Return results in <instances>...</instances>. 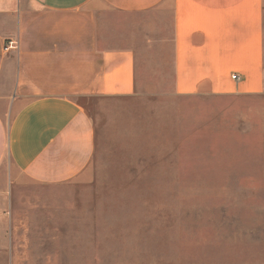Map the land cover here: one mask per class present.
Here are the masks:
<instances>
[{"label": "crops", "instance_id": "0c3cea01", "mask_svg": "<svg viewBox=\"0 0 264 264\" xmlns=\"http://www.w3.org/2000/svg\"><path fill=\"white\" fill-rule=\"evenodd\" d=\"M182 99L203 100L218 156L264 179V0H0V181L86 177L110 107L174 148Z\"/></svg>", "mask_w": 264, "mask_h": 264}, {"label": "rangeland", "instance_id": "374dc122", "mask_svg": "<svg viewBox=\"0 0 264 264\" xmlns=\"http://www.w3.org/2000/svg\"><path fill=\"white\" fill-rule=\"evenodd\" d=\"M203 106L180 100L174 148L110 107L86 177L0 181V264H264V179L210 147L226 138L205 137Z\"/></svg>", "mask_w": 264, "mask_h": 264}, {"label": "built area", "instance_id": "2783aa9c", "mask_svg": "<svg viewBox=\"0 0 264 264\" xmlns=\"http://www.w3.org/2000/svg\"><path fill=\"white\" fill-rule=\"evenodd\" d=\"M17 46H18L17 40L8 39L7 44L5 45V48L8 49V48H13ZM233 78H239V75L237 73H234Z\"/></svg>", "mask_w": 264, "mask_h": 264}]
</instances>
